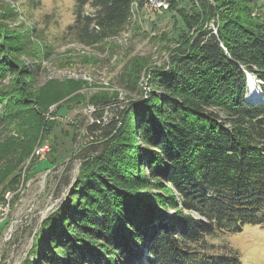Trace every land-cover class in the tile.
I'll return each mask as SVG.
<instances>
[{"label": "trees", "instance_id": "trees-1", "mask_svg": "<svg viewBox=\"0 0 264 264\" xmlns=\"http://www.w3.org/2000/svg\"><path fill=\"white\" fill-rule=\"evenodd\" d=\"M134 1L142 7V0H74L66 32L102 45L126 27ZM193 1L191 16L170 1L169 10L196 27L167 47L164 65L139 54L123 64L120 85L137 97L124 106L117 92L89 99L95 117L77 173L24 264H242L209 239L264 229V104L246 100L245 74L264 90V0ZM50 48L35 27L5 34L0 26L4 126L18 119V107L37 109L31 84ZM35 143L33 135H0V203L20 191Z\"/></svg>", "mask_w": 264, "mask_h": 264}, {"label": "rangeland", "instance_id": "rangeland-1", "mask_svg": "<svg viewBox=\"0 0 264 264\" xmlns=\"http://www.w3.org/2000/svg\"><path fill=\"white\" fill-rule=\"evenodd\" d=\"M262 1L258 0V5ZM193 2L179 0L176 3L191 16L196 7ZM73 7L74 0H0L3 33L35 27L45 41L51 43V54L42 60L31 84L32 106L37 109L18 107L19 117L11 125L4 126L0 122V135H33L36 137L33 150L38 144H48L46 154L25 163L20 191L13 199L9 192L8 213L0 222V264L33 261L34 237L42 220L65 197L79 167L78 148L84 140H89L87 125L95 117L91 114L94 111L89 103L91 96L96 92H117L118 102L124 106L128 97L135 98L137 94L127 92L120 85L123 64L139 54L149 56L151 64L164 65L167 47L196 27L194 24L188 29L177 9L149 11L133 5L130 20L118 35L102 45L88 46L76 42L75 35L66 32L74 20ZM85 10L89 12L91 7L86 6ZM3 16L11 19L1 18ZM209 26L213 28V22ZM141 79L142 86L147 88V78L143 75ZM258 85L263 101L264 90L259 81ZM111 115L112 108L105 109L103 120H109ZM81 121L84 125L73 139V125ZM209 240L219 252L238 254L242 264H264V229L261 227L218 233Z\"/></svg>", "mask_w": 264, "mask_h": 264}, {"label": "built area", "instance_id": "built-area-1", "mask_svg": "<svg viewBox=\"0 0 264 264\" xmlns=\"http://www.w3.org/2000/svg\"><path fill=\"white\" fill-rule=\"evenodd\" d=\"M171 0H142V7L149 11H157V10H167L169 9V4ZM179 1V0H174ZM133 5L139 7L137 1L133 2ZM213 31L215 32V27H213ZM261 83V81H259ZM48 151V144L41 143L38 144L33 152L31 153L30 158L42 157ZM9 206V192H6L4 195V200L0 203V222L8 213Z\"/></svg>", "mask_w": 264, "mask_h": 264}, {"label": "bare ground", "instance_id": "bare-ground-1", "mask_svg": "<svg viewBox=\"0 0 264 264\" xmlns=\"http://www.w3.org/2000/svg\"><path fill=\"white\" fill-rule=\"evenodd\" d=\"M262 91L260 90V86L258 82L254 78L249 79L248 91H247V98L248 99H257L262 101L261 95Z\"/></svg>", "mask_w": 264, "mask_h": 264}, {"label": "water", "instance_id": "water-1", "mask_svg": "<svg viewBox=\"0 0 264 264\" xmlns=\"http://www.w3.org/2000/svg\"><path fill=\"white\" fill-rule=\"evenodd\" d=\"M245 74H246V80H247V87H248V85H249V79L250 78H254L257 82L259 81V80H257L252 74H250L249 72H245ZM261 96V98H262V94L260 95ZM246 100L248 101V102H260V100H255V99H248L247 98V95H246ZM260 103H263L264 104V100L263 101H261Z\"/></svg>", "mask_w": 264, "mask_h": 264}]
</instances>
